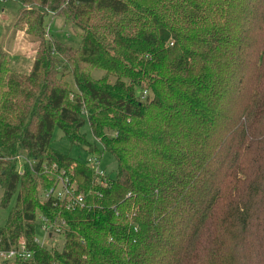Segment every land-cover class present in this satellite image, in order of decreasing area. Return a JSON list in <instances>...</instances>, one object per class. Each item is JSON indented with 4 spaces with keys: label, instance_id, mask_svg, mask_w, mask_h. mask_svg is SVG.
<instances>
[{
    "label": "trees",
    "instance_id": "16d2710c",
    "mask_svg": "<svg viewBox=\"0 0 264 264\" xmlns=\"http://www.w3.org/2000/svg\"><path fill=\"white\" fill-rule=\"evenodd\" d=\"M14 1L39 42L27 75L0 50L2 205L19 191L1 247L41 211L67 222L64 245L24 264H264V0ZM56 17L77 47L48 36ZM86 121L115 178L52 149L60 129L101 155ZM18 157L57 162L85 206L42 203L51 182Z\"/></svg>",
    "mask_w": 264,
    "mask_h": 264
},
{
    "label": "rangeland",
    "instance_id": "374dc122",
    "mask_svg": "<svg viewBox=\"0 0 264 264\" xmlns=\"http://www.w3.org/2000/svg\"><path fill=\"white\" fill-rule=\"evenodd\" d=\"M22 6L20 3L14 0H1L0 1V50L8 51L11 56L12 65L18 70L27 72L32 61L30 55L34 51L33 45L37 40L27 34L26 30L18 29L14 25ZM59 22L51 24L50 18H48V32L52 39L70 44L73 47H77L80 42V31L71 23H65L64 20L58 18ZM63 23V25H62ZM48 34V33H47ZM29 74V73H28ZM105 73L99 71L93 74L94 78L99 79ZM27 75V74H26ZM67 81L70 84L71 89L75 88V84L72 76H67ZM76 89V88H75ZM85 133L87 141L102 151L100 154H90L88 150L78 147H72L69 141L64 137L62 131L56 129L52 141V149L63 155L70 156L75 160H81L83 162L88 161L92 156H99L101 158L100 169L106 173L107 176L115 178L117 175V161L110 153H104L102 146L94 139L89 121H86V125L82 129ZM5 189L0 183V227H5L11 212L15 208L19 191L14 193L7 206L2 205V201L5 196ZM38 235L43 239V235L38 232ZM52 245L56 249H62L64 245V237H57L52 241Z\"/></svg>",
    "mask_w": 264,
    "mask_h": 264
},
{
    "label": "built area",
    "instance_id": "2783aa9c",
    "mask_svg": "<svg viewBox=\"0 0 264 264\" xmlns=\"http://www.w3.org/2000/svg\"><path fill=\"white\" fill-rule=\"evenodd\" d=\"M1 1V0H0ZM17 170L19 175L25 172V164H29L32 169L35 168V173L44 174V176L51 182L49 188L43 187V182H40L39 196L42 203H51L53 206H60L67 211H75L77 208L85 206L83 194L79 193L78 185L72 180L67 172L62 169L57 162L50 161H27L24 157H18ZM87 165L100 178H105L106 173L100 169L101 158L99 156H92L86 161ZM38 174V175H39ZM36 221L34 224V237L29 239L27 236L21 237L15 245L7 248L1 247L0 243V264L14 263V262H29L33 260L35 255V247L55 248L52 241L57 237H64L67 222L64 220H57L52 222L41 211L36 213ZM38 232L43 235L41 239ZM1 242V241H0Z\"/></svg>",
    "mask_w": 264,
    "mask_h": 264
},
{
    "label": "crops",
    "instance_id": "0c3cea01",
    "mask_svg": "<svg viewBox=\"0 0 264 264\" xmlns=\"http://www.w3.org/2000/svg\"><path fill=\"white\" fill-rule=\"evenodd\" d=\"M58 18L56 17V18H52L51 20H50V26H51V24L52 23H54L55 21H56V23L57 22H59L58 20H57ZM15 22V21H14ZM62 25H63V23H62ZM36 42L34 43V45H33V48H34V51L32 52V54L30 55V58H31V61H32V63H31V65H30V67H29V69H28V71L27 72H24V71H21V70H18L17 68H16V70H15V67L12 65V63H11V54L8 52V51H6V53L8 54V55H10L9 56V59H10V63H11V67H12V69L13 70H15L17 73H20V74H24V75H26V74H28L30 71H31V68H32V66H33V63H34V58H35V56H34V53L36 52V49H37V44H38V40H35ZM80 43V42H79ZM5 51V50H4Z\"/></svg>",
    "mask_w": 264,
    "mask_h": 264
}]
</instances>
